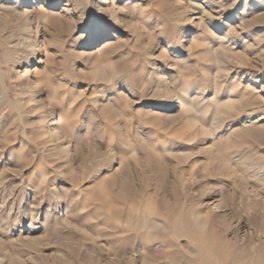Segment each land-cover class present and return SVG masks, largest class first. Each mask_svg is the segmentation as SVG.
Instances as JSON below:
<instances>
[{
  "label": "rangeland",
  "instance_id": "1",
  "mask_svg": "<svg viewBox=\"0 0 264 264\" xmlns=\"http://www.w3.org/2000/svg\"><path fill=\"white\" fill-rule=\"evenodd\" d=\"M174 1L175 0H120L118 2L119 7H123V5L129 2L126 7H123L124 10L119 14V18H121V15L122 18L125 15L122 19V21H124H121L119 23L115 22V39H111V37L104 38L105 40L107 39L114 44L106 47L100 46L98 47L99 49L97 48L96 51L91 53L86 50L83 51V49L81 48L82 45L76 46L70 41L66 42L63 39V36L60 37L56 34L55 31L50 30L47 27L48 23L45 21L40 22L37 34H34L33 27L32 33L30 32L28 34V37L30 36L29 39L31 38L29 41L30 46H32L31 50L38 49V51L40 52L39 56H44L45 64L51 67L53 71V74L51 75V85L60 86L55 96L50 91L45 95L47 97L42 96L44 99L39 103V105L38 103L35 104L26 102L28 99V95L33 94L35 97L37 93H35V91L34 93H30L32 89H23V87L21 86L23 82H26L24 79H27V82H31L32 86L35 85L39 80L36 81L37 78L30 76L28 73H25V65L21 64L19 68H16L15 66V69L10 70L7 64L4 63L5 59H0V88H2L0 89V92L2 90V92L0 93V99L2 98L0 104V118L3 120L2 121L0 119V136L5 142L4 145L0 146V170L2 171H0V179H4L7 176L6 178L13 179V182H15V184L16 182L19 183L17 184V186L14 185V187H16L15 189L13 187L14 190H9L8 188V191L1 192L0 206L1 209H3L1 211L8 213L11 208L10 206L12 205L11 212L9 213V217H12L14 215L17 204L20 202L18 201V198L24 199L26 197L28 198L27 200H21V202L23 203L22 206H24V210L28 211L33 205L32 208L34 210H40L39 212L42 213V215H39L36 218L37 221L36 223H34V226H39V223H42L44 218L43 214H45V210L47 207L61 213L57 214L58 216L66 214L67 217L64 218L68 221L69 218L74 215L77 221L76 223L79 226L78 220L80 217L86 215V213L89 211H98L97 206L90 205L92 204L90 201H88L90 198H93L95 196L96 198H100L103 195L107 196L111 194L107 197H110V199L108 198L110 201H114L115 192L119 193V190L121 192L123 190V194H125V191L126 194H130V191H132V195H138L140 194V191H145L147 193L149 192L148 194L151 200L157 202L158 199L168 191L171 176H173L175 173L178 174V172L182 170L183 173H181L182 175H184L183 177L185 178V180L190 181V183L194 181L193 184L195 187L199 185L201 187L200 190L213 192L214 194L218 195V202L207 203L203 201V204L205 205L202 204V206H205L206 208H212V210L210 211V214L212 215L211 217L223 213L221 214L222 217H219V225L224 231V236L230 239H236L239 236V238L246 239L247 237L252 236L258 241H264V128H262L264 127V121L255 122L258 117L254 118L255 116L264 114V112L262 111L264 110V91L261 89L264 71L259 70V72L254 73L251 71L253 64L251 62L252 56L250 55H253L254 51L251 47L247 46L249 44H252V42L250 41V39L245 37V34H247L246 31L241 32L239 30H236V34H231L228 35V37H225V26L227 24L228 26L234 25L233 22L227 21L226 16H221V14L216 10L211 14L207 13L208 15L205 14L204 16L200 14V10L198 11L196 7L191 8L192 12L187 10L185 2L190 1V3L192 4L200 5L203 7V4L201 3L204 0H181L182 3L180 4H170ZM223 3H226L227 5L226 1ZM177 5L183 8L180 9V7ZM59 11L60 9H54L50 11L51 13L47 14H59ZM189 14L190 16H188ZM209 17H211L212 20H210ZM197 18H200V20ZM198 23L200 24V26H198ZM218 25H220L219 28H217ZM43 33L45 34L43 35ZM87 34H89V31L86 33L78 32L71 36L72 39L71 37L70 39L79 41V39H85L84 37ZM46 38L48 39V41ZM219 45H222L230 55H228L227 58L223 59L222 63L216 64L215 62H213V58L209 59L211 58V56L208 55V51L211 48H217ZM3 52L4 49L0 47V58L3 57ZM19 54L21 53L19 52L17 56H19ZM234 58H239L238 60H241V58H243L242 61L244 62L242 64H238L236 63V61H234ZM31 67H34V65H32ZM219 69H223V71H218ZM109 74L112 77H109ZM203 74L204 76H202ZM252 74L253 76H256V83H253L252 81ZM18 75L21 76L18 77ZM193 76L195 77L193 78ZM17 77L20 79L16 80ZM109 78L111 79L109 80ZM189 80H193V82L190 83ZM186 81L192 85L191 87L193 91L192 93L190 92L188 94H191L189 98L190 100H193L194 108H197V110L199 111V122L195 124L194 129L192 128L193 132H191L190 130L189 133L191 134V137L189 138V140L185 137L183 138L184 144L186 146L179 147V145L176 143L178 133L180 131V134L183 132V136H186L187 134V132L184 130L186 129V127L183 126L185 125V117L187 114L183 110H180V112L177 111L175 114L169 113L165 116L164 111L166 107L170 105L175 99L174 92L176 90L178 91L179 89L184 88ZM194 92L200 94H197L198 98L196 97V95H193ZM254 93L260 96L254 97ZM240 95H243L244 97H246V99L249 100V106L242 107L239 103H236L232 108H224V105L230 102H235V98H238ZM29 103L31 105L28 106ZM155 103L162 105L163 108L159 109L156 106H153L152 104ZM214 103L215 105H213ZM24 104L27 105L28 108ZM33 104L35 105V107ZM216 107L218 109H222L223 114H221L222 116H220L218 119L214 120L212 114L217 111ZM41 109L44 113L41 112ZM28 110L30 112H28ZM3 111L4 113H6L5 115ZM51 111L55 113V117L49 116ZM39 112L41 114H39ZM15 114H17L19 118H16L18 116ZM11 116H13L14 118H12V123L16 121L14 125L10 124ZM4 117H8L9 119H6ZM37 118L39 122L37 121ZM42 119L45 120L44 123ZM27 121L28 123H26ZM30 121L35 122L33 123ZM37 122L39 125L36 124ZM16 123L20 127L17 126L18 128H15V126L17 125ZM204 124L206 125V128L211 131L207 133H201L199 129ZM209 124L212 126H210ZM4 125L6 128H4ZM52 125L55 126L53 127ZM257 125H259L260 127H258ZM28 130H30L31 132ZM35 130L37 134H34ZM11 131H13L14 133H11ZM26 131L31 133L32 137ZM68 131L71 133L68 134ZM259 131H261L262 133ZM39 132L42 133V135ZM48 132L51 133L49 136ZM56 133L58 134V136ZM11 135L13 136V138ZM34 138H36V140H34ZM9 140L12 141L10 142ZM56 140H60V142L58 143V141ZM63 141L64 143H61ZM9 142L10 144L8 145L7 143ZM40 144L42 145V147L40 146ZM82 144L83 147L88 146L86 147L87 149L83 148L81 146ZM220 145H225L231 149L232 158L229 159V168L226 166L228 169L227 176H223V174H221L220 170L218 169V167L223 166L222 163L216 160ZM19 146L22 147V149ZM58 146H63V151H59L57 150V148H55ZM162 147L174 150L175 156L161 152ZM47 148H49L48 151L50 150L54 153H51L49 151V153H47L46 155L45 152H48ZM109 148L111 149L108 150ZM30 149L34 150L31 151ZM53 149L56 151H53ZM11 151L13 153H11ZM27 151H31V153H27ZM79 151L81 152V154ZM19 152H22V154ZM32 152H34V154ZM42 152L44 154H42ZM63 152H65L66 156ZM95 152L97 153L95 154ZM56 154L57 157L55 156ZM77 154H83L86 157L80 156V158L79 156H77ZM89 154L92 156V158L95 159V163L93 165L88 164L91 166L84 165L83 163V160L88 158L87 155ZM156 154L157 157L155 156ZM179 154H185L186 156L183 155L181 157V155L178 156ZM240 154L245 155L246 157L248 156L254 163L261 164L263 168L258 171L260 173H257L259 174V177L257 176V178L254 179L252 177L249 178L248 176L244 182H236L237 180L235 179L237 177V173L233 167V164L237 158L236 155ZM69 155H71L73 158ZM90 155L89 157H91ZM50 157L53 159H51ZM46 158L48 159L46 160ZM210 158L215 159L211 161V164L209 163ZM14 159L15 161L18 159L17 162H19L20 164H16ZM40 159L46 161V164L43 161V163H41L39 161ZM49 159L51 161L55 160L57 163L55 161H52L53 166L50 167V164L49 166L47 165L48 163H51ZM59 160L64 162L59 163ZM78 160H80V162ZM177 160L178 164L176 163ZM97 163V168L101 163L98 169L95 168ZM42 164L44 167L41 166ZM174 164L175 166H177L174 167ZM57 165H60L59 168ZM205 168L208 170H206ZM163 170L164 172H162ZM207 172L209 174H207ZM72 173H76V176ZM94 173H96L97 176L93 175ZM26 175L28 176L27 178ZM43 175H45L44 183H41L39 180ZM73 175L75 177H73ZM137 175H141L140 179L137 177ZM69 176L72 179L74 178L75 180L73 179L72 181L71 179L69 181ZM108 178H111L113 181L107 182ZM113 178L115 179V181ZM23 179L27 181L25 182ZM50 181L55 183H52ZM32 182H34L35 184L33 183L32 185ZM102 182L105 183L102 184ZM116 183L119 184L117 185ZM120 183L122 185H120ZM28 184L30 187L28 186ZM70 184L73 187H71ZM49 185L51 187H49ZM92 185L95 189L92 187ZM108 185L110 187H108ZM119 186L121 187L119 188ZM34 187H36V189H34ZM104 187L108 188V190ZM99 188L100 191H98ZM109 188H111L110 193ZM33 189L38 193L36 191L34 192ZM53 189L55 190L53 191ZM91 189L93 190V192L90 191ZM20 190L22 194L20 193ZM17 192H19L21 195ZM54 192H58V197L54 194ZM85 192H88L89 196L88 193ZM70 194H72L74 197ZM85 194H87V197L85 196ZM241 194L243 195L241 196ZM61 199L64 200L62 201ZM57 201L62 202L61 204H59L61 207L58 205ZM82 202L83 204L87 205V207H85L86 209L84 208L85 210H82L80 208ZM28 203H30L29 207H25L24 204ZM88 204L92 207H89ZM215 204L217 207H219L217 208ZM79 208L80 210H78ZM54 210H51L50 212L52 213ZM214 210L216 212H214ZM65 211L67 213H65ZM48 214L50 215V213ZM255 215H259V218ZM91 222L95 223L96 220L93 219L91 220ZM28 223L29 221H26V225ZM242 225H244V227L246 228V230H244L246 232L238 230V228ZM78 226L77 228L80 232L79 235H88L90 233L88 235L90 237V231H85V229ZM256 226H258L260 229L262 228V230L256 228L253 233L252 227ZM99 230L107 231L105 226H100ZM32 235H45L46 237H44L42 241H46L48 239V236L43 233V230H40L37 233H32ZM90 238H93L95 240L97 239L93 237V234ZM150 241H144L145 243L142 242L141 245L139 244V241H137V245L139 244L138 246H141L143 248L141 249V247H139V252L133 253L134 255L132 254L133 256L129 257L130 259H120L116 256H113L109 247L104 244L105 242H103L102 240L99 241L98 239V243H100V247L103 250L95 249L94 252L96 250L97 252L95 254L94 252H92L90 255H92L91 257L96 261V264H141L138 259L139 257H145L144 259H148L147 261L150 262V264H165V258L160 253V251L163 249L164 244H167L169 242L164 241L163 243L155 240ZM136 243L134 244L135 246H137ZM83 249L86 251L85 247L78 249L79 255L77 259H81L83 257L82 259L85 258L86 260H88V252L86 254ZM143 249L144 251L148 249V253L147 251L144 252ZM156 250L158 253L156 252ZM101 251H105L106 253ZM83 252L85 254H83ZM145 254L148 256V258ZM135 255H137L138 257ZM160 258H162V260Z\"/></svg>",
  "mask_w": 264,
  "mask_h": 264
},
{
  "label": "bare ground",
  "instance_id": "2",
  "mask_svg": "<svg viewBox=\"0 0 264 264\" xmlns=\"http://www.w3.org/2000/svg\"><path fill=\"white\" fill-rule=\"evenodd\" d=\"M119 1L120 0H64V1H62V0H0V47L2 49H4V52L2 54L3 57L0 58V59L1 60L3 58L5 59L4 63L7 64L8 68L10 70L15 69V66H16V68H19L21 64L25 65L26 66L25 67L26 71L24 70L25 73H28L30 76L37 78L36 81L39 80L33 86L31 84V82H29V81L27 82V79H24L26 82H23V83L21 82L22 83L21 86L23 87V89H26V88L27 89H32L31 91L29 90L30 93H34V91H35V93H37L36 94L37 96L35 95L36 99H35L33 94L28 95V99H27L26 102H31V103H35V104L38 103V105H39V103L42 102L43 99H44L42 96L47 97L45 95L48 94L49 91L55 96L57 94V90L60 87V86H52L51 85L52 84L51 83V75L53 74V71H52V69H51V67L49 65L45 64L44 56H39L40 52L38 51V49L37 50L35 49L36 51L35 50H31L32 46H30V43H29L31 38L29 39L30 36L28 37V34L30 32L32 33L33 27H34V34H37L38 28H39L38 26H40V22L41 21H45V22L48 23L47 27L50 30L55 31L56 34L59 35L60 37L63 36V39L66 42L70 41L71 43H73L76 46L82 45L81 48L83 49V51L86 50V51H89V53H91V52L96 51L97 48L100 47V46L106 47V46H111V45L114 44L113 42L108 41L107 39L105 40L104 38H106V37H111V39L112 38L113 39L116 38L115 37V32L116 31L114 30V27H116L115 26V22H118V23L121 22L122 19L125 16L124 15L123 18H122V15H121V18H119V14L121 13V11L124 10L123 7H126V5H128L129 2L126 3L125 5H123V7H119L118 6V2ZM225 1L227 2V5H226V3H223ZM167 3H168V1H167ZM180 3H182L181 0H175L174 2H172L170 4L175 5V4H180ZM185 3H186L187 10L192 12L191 8L196 7V9H198V11L200 10L199 12H200V14L202 16H204L207 13L211 14L215 10L218 11L221 14V16L222 15L226 16L227 21L228 22H233L234 25L228 26V24H227L225 26L223 24L225 26V28H226V29L224 28L225 32H226L225 37H228V35H231V34H236L237 33L236 30H239L241 32L242 31H246L247 34H245L246 35L245 37L250 39V41L252 42V44H249L247 46L251 47L253 49V51H254L253 55L250 53L251 54L250 56H252V61L251 62L253 64L251 71L253 73L254 72H259V70H263L264 71V0H204L201 3V4H203V7L200 6V5L192 4V3H190V1L189 2L187 1ZM177 6H179V5H177ZM136 8H137V6H136ZM181 8H183V7H180V9ZM54 9H60L59 14H51V15L47 14V13H51L50 11L54 10ZM172 10H173V7H172ZM188 16H190V14ZM199 17H201V16H199ZM197 19L200 20V18H197ZM209 19L212 20L211 17H209ZM144 24H146V23H144ZM156 24H157V22H156ZM198 26H200V24ZM219 27H220V25L217 26V28H219ZM39 31H40V29H39ZM88 31H89V34H87L84 37L85 39H79V41L71 40L72 39L71 36H73L74 34H76L78 32H83V33L85 32L86 33ZM44 34L45 33H43V35ZM79 35H81V34H79ZM50 36H52V35H50ZM70 37H71V39H70ZM164 38H165V36H164ZM213 38H215V37H213ZM33 41H34V39H33ZM47 41H48V39H47ZM194 42H195V40H194ZM194 42H192V43H194ZM246 43H248V42H246ZM208 44H209V42H208ZM19 52L21 54H19V56H17V54ZM78 53H80V52H78ZM208 55L211 56V58H209V59L213 58L214 59L213 62H215L216 64H220V63H222L223 59L227 58L228 55H230V54L227 53V50L222 45H219L217 48L215 47V49H212V48L209 49ZM242 57H244V56H242ZM238 59L239 58L235 59L234 61H236V63H238V64H242L244 62V61H242L243 58H241V60H238ZM32 65H34V67H31ZM215 70H216V68H215ZM70 71H72V70H70ZM108 71H110V70H108ZM218 71H223V69L222 70L219 69ZM226 71H228V70H226ZM246 71H247V69H246ZM196 72H197V70H196ZM2 74H3V72H2ZM110 74L108 75L109 77L111 76ZM194 74H196V73H194ZM20 76L18 75V77H20ZM187 76H189V75H187ZM195 76H193V78ZM202 76H204V74ZM18 77L16 78V80L20 79ZM95 77H97V76H95ZM255 77L256 76H253V74L251 75V78H253V80H252L253 83L257 82ZM28 79H30V78H28ZM110 79L111 78H109V80ZM213 79H215V78H213ZM102 80H105V79H102ZM262 81H263V83L261 85V89L264 91V76H263V80ZM189 82L191 83V82H193V80H189ZM189 82L186 81L184 88L179 89L178 91L176 90L174 92L175 93V99L173 100V102L170 105H168L166 107V109L164 111L165 112V116L168 115L169 113H174L175 114L177 111L180 112V110H183L187 114L186 117H185V125H183V126L186 127V129H184V130L187 132V134H186V136H183V132L181 134H180L181 131L178 133V137H177V140H176L177 142L176 143L179 145V147L186 146L184 144V139L183 138L185 137V138H187L189 140V138L191 137V134L189 133L190 130H191V132H193L192 128L194 129L195 124L197 122H199V116H198L199 111L197 110V108H194L193 100H190V98H189L191 96V94H188V93H190V92L192 93V91H193V89L191 87L192 85ZM57 83H58V79H57ZM154 83H156V82H154ZM58 85H60V84H58ZM204 85H205V83H204ZM0 89H2V88H0ZM1 92H2V90H1ZM27 93H25V94H27ZM60 93H61V91H60ZM172 94H173V91H172ZM197 94H198L197 92H194L193 95L194 96L196 95V97H197ZM254 94H255V95H253L254 97L255 96H257V97L260 96V95H257L256 93H254ZM198 95H200V94H198ZM253 96H252V98H253ZM7 97H8V95H7ZM1 99H0V104H1ZM235 99H236L235 102H230V103L224 105V108H232L236 103H239L242 107H246V106L250 105L249 100L246 99V97H244L243 95H240L238 98L236 97ZM57 100H60V99H57ZM190 101H192V102H190ZM4 105H5V103H4ZM29 105H31V104L29 103L28 106ZM152 105L156 106L159 109L163 108V106L160 105V104H156L155 103V104H152ZM213 105H215V103ZM25 106L28 108L27 105H25ZM253 106H254V104H253ZM34 107H35V105H34ZM19 108H22V107H19ZM30 108H31V106H30ZM70 109H71V105H70ZM52 110H53V108H52ZM4 111H3V113H4ZM38 111H39V109H38ZM254 111H258V110H254ZM262 111L264 112V110H262ZM28 112H30V111L28 110ZM41 112H42V109H41ZM56 112H57V110H56ZM42 113H44V112H42ZM181 113H183V112H181ZM5 114L6 113H4V115ZM30 114H29V116H30ZM39 114H41V113L39 112ZM54 114L55 113L53 111H51L49 116H54ZM221 114H223V110L217 108V111H215L212 114L213 119L214 120L218 119L220 116H222ZM15 115H17V114H15ZM236 115H237V113H236ZM4 118H6V117H4ZM12 118H13V116H11V123L10 124L14 125V123L16 122L15 121L16 118H19V116L15 118V120H14L15 122L14 123H12L13 122L12 120L14 119V118L13 119ZM254 118H257V120H255V122L264 121V114H262L260 116H255ZM37 121H38V118H37ZM44 121L45 120H43V123H44ZM210 121H211V119H210ZM30 122H33V121H30ZM30 122H29V125H30ZM38 122L36 123L37 125H39ZM255 122H254V124H255ZM26 123H28V121ZM40 124H42V123H40ZM5 125H4V128H6ZM17 126H18V124L15 126V128L20 127V126H18V127ZM210 126H212V125H210ZM257 126L260 127L259 125H257ZM36 127H38V126H36ZM0 128H1V126H0ZM4 128H2V129H4ZM262 128H264V127H262ZM8 131H10V130H8ZM13 131H14V129H13ZM13 131H11V133ZM28 131H30V130H28ZM28 131H26V132H28ZM199 131H201V133H207V132H209L211 130H208L206 128V125L204 124V125L201 126ZM35 132H36V130L34 131V134H37V132L36 133ZM259 132H261V131H259ZM70 133L71 132L68 131V134H70ZM28 134H30V136L32 135L29 132H28ZM40 134L42 135V133H40ZM50 134L51 133H49L48 136ZM53 134H55V133H53ZM53 134H52V136H53ZM57 136H58V134H57ZM20 137H21V135H20ZM12 138H13V136H12ZM29 138H28V140H29ZM100 138H102V137H100ZM15 140H17V139H15ZM34 140H36V138H34ZM19 141H21V140H19ZM43 141H45V140H43ZM56 141H58V140H56ZM10 142L7 143V144L9 145ZM59 142H60V140L58 141V143ZM40 143H42V142H40ZM61 143H64V141L61 142ZM4 144H5V142L3 141V138L0 136V146H2ZM15 144H17V143H15ZM34 144H36V143H34ZM55 144H56V142H55ZM105 145H106V143H105ZM5 146H7V145H5ZM5 146H4V148H5ZM40 146L42 147L41 144H40ZM49 146H52V145H49ZM81 146L83 147V144ZM43 147H45V146H43ZM53 147H54V145H53ZM62 147L58 146V147H55V148H57V150H59V151H63ZM86 147H88V146H85L83 148H86ZM14 148H16V147H14ZM20 148L22 149V147H20ZM48 149L49 148H47V151H48ZM86 149H84V150H86ZM110 149L111 148H109L108 150H110ZM33 150H31V151H33ZM44 150H45V148H44ZM31 151L30 152L27 151V153H31ZM49 151L45 152L46 155H47V153H49ZM53 151H56V150L53 149ZM4 152H5V150H4ZM43 152H42V154H44ZM81 152H82V150H81ZM81 152H80V154H81ZM87 152H88V150H87ZM161 152H163L165 154H169V155L175 156L174 150L168 149L166 147H162L161 148ZM11 153H13V152L11 151ZM17 153H18V151H17ZM19 153L22 154V152H19ZM32 153L34 154V152H32ZM51 153H54V152H51ZM63 153L65 155V152H63ZM96 153L97 152H95V154ZM217 153H218V155L216 157V160L219 161L220 163H222V165L225 167L224 168L223 166H220V167H218V169L220 170L221 174H223V176H227V174H228L227 173V171H228L227 167L229 168V166H228L229 159L232 158L231 149L229 147L225 146V145H220ZM57 154L55 155L56 157H57ZM78 154H77V156H79V157L80 156L84 157L86 155L85 153H84L85 155L82 154L83 156L82 155H78ZM157 154L155 155L156 157H157ZM89 155H87L88 158L83 160L84 165H88V164H92L93 165L95 163V159L92 158L91 155H90L91 157H89ZM180 155L182 157L185 154H179L178 156H180ZM69 156H71V155H69ZM159 156H160V153H159ZM236 156H237V158H236V160H235V162L233 164V167H234V169L236 170V173H237V177L235 179V180H237L236 182H238V181L239 182H244L248 176H249V178L252 177V178L256 179L257 176L259 175L257 173H260L258 171L261 168H263L261 166V164L260 163H254L248 156L246 157L245 155H241L240 154V155H236ZM24 157H25V155H24ZM40 157H41V155H40ZM26 158H30V157H26ZM47 159L48 158H46V160ZM51 159H53V158H51ZM66 159H64V160H66ZM213 159L214 158H210L209 159V161H210L209 163L210 164H211V161ZM11 160H12V158H11ZM17 160L15 161V159H14L16 164L19 163V162H17ZM183 160H184V158H183ZM39 161L41 163H43V162L45 163L46 162V161H43L41 159ZM49 161H51V160L49 159ZM52 161H55V160H52ZM52 161H51V163H48L47 165L49 166V164H50V167H52L53 166L52 165ZM74 161H75V159H74ZM78 161L80 162V160H78ZM60 162H64V161L59 160V163ZM71 162H72V159H71ZM176 163L178 164V160H177ZM29 164H31V163H29ZM64 164H66V163H64ZM100 165H101V163H100ZM100 165H99V167H100ZM41 166L44 167L43 164ZM59 166H58V168H59ZM64 166H66V165H64ZM88 166H91V165H88ZM97 166H98V163L96 164L95 168H97ZM176 166L174 164V167H176ZM162 167H164V166H162ZM172 169H173V167H172ZM174 169H176V168H174ZM20 170H24V169H20ZM53 170H54V168H53ZM70 170H72V169H70ZM164 170L162 172H164ZM177 170H179V169H177ZM206 170H208V169H206ZM30 171H32V170H30ZM56 171H57V169H56ZM73 171H75V170H73ZM93 171H94V169H93ZM181 172L183 173V171L181 170V171L178 172V174L175 173L173 176H171V181H170V178H169V181H170L169 189H168V191L165 189L167 192H165L158 199L157 202H154L153 200H151V198H150V196L148 194L149 192L147 193L145 191H140V194H138V195H132L131 194L132 191H130V194H126V191H125V194H123L122 193L123 190H122V192L119 190V193L115 192V196H114L115 200L114 201H110L109 200L110 197H107V196H110L111 194H109L107 196L102 194L103 196H101L100 198H96V196L94 194L95 197L90 198L88 201H90L92 203L90 205L97 206L98 207V209H97L98 211H96V212H91V211L87 212L86 215H83L82 217L79 218L78 223H79L80 228L82 227L83 229H85V231H88V232L90 231L91 235L93 234V237L97 238L96 240L93 239V238H90L91 235H90V237L88 236L90 233L88 235L87 234L79 235L80 232H79V230L77 228L78 225L76 223L77 221H76L74 215L71 216L69 218V221H68L67 219H65L67 217L66 214H62L61 216H58L57 214H61V213L55 211L54 209H50L49 207L46 208L45 214H43L44 218H43L42 223H39L40 224L39 226H34V223H36V221H37L36 218L39 215H42V213L39 212L40 210L39 211L34 210L32 208L33 205L31 206V208L28 211L24 210V206H22L23 203L21 202V200H27L28 198H26V197L24 199H22V198H18L19 200L17 199L20 202L19 203L17 202L18 204H17V206L15 208V212H14V215L12 217L11 216L9 217V215H10L9 213L11 212L12 205L10 206V204H9V206L11 208H10L8 213H5V212L1 211L3 209H1V206H0V264H96V261L94 259H92V257H91L92 255H90V254L92 252H94L95 249H100V250L102 249L100 247V243H98V239H99V241L102 240L103 242H105L104 244H106V246L109 247V249H110L111 253L113 254V256H116V257H118L120 259L129 258V257L134 255L133 253H138L139 252L138 249H139V247H141V246H138V245L139 244L141 245L142 242H144V241L145 242H147V241L149 242L150 240H155V241H160V242H163V243H164V241H168L169 242L167 244H164L163 249L160 251V253L165 258V260L163 259L166 262L165 264H264V241H258L254 237H252V236L250 237L249 235H248L249 237L246 236L247 237L246 239L239 238L240 236L237 237L236 239L235 238L234 239H232V238L230 239V238L224 236V234H223L224 231L221 229V226L219 225V217L223 213L220 212L221 213L220 215H215V216L211 217L212 215L210 214V211L212 210V208H206L205 206H204L205 207L204 208L202 206L203 201H205L207 203H209V202H212V203L213 202L214 203L218 202V200H217V199H219V198H217L218 195L214 194L213 192L200 190L201 187L199 185H197L195 187L194 184H193L194 181L192 183H190V181L185 180V178L183 177L184 175H182ZM38 173H40V172H38ZM51 173H53V172H51ZM77 173H79V172H77ZM96 173H94L93 175H96ZM72 174H74V173H72ZM207 174H209V173L207 172ZM16 175H13V176H16ZM74 175H73V177L76 176V175L75 176ZM140 176L141 175H137V177L139 179H140ZM6 177L4 179H0V194L3 191H8L7 190L8 188H9V190H11V189L14 190L16 188V187H14V185L17 186V184H19L17 182L15 184V182H13V179L6 178ZM27 177L28 176L26 175V178ZM44 177H45V175H43L41 177V179L39 180L41 183L42 182L44 183ZM88 177H89V175H88ZM88 177H87V179H88ZM107 177H109V176H107ZM25 179H23V180L25 181ZM71 179L72 178L69 176V181ZM73 179H72V181H73ZM90 179H92V178H90ZM16 180H18V179H16ZM104 181H106V180H104ZM112 181L113 180L111 178L107 179V182H112ZM114 181H115V179H114ZM50 182H52V181H50ZM119 182H121V181H119ZM33 183L34 182H32V185H33ZM52 183H55V182H52ZM52 183H51V185H52ZM104 183L102 182V184H104ZM81 184H82V182H81ZM92 184H94V183H92ZM96 185H95V187H96ZM112 185H114V184H112ZM120 185H122V184L120 183ZM243 185H245V184H243ZM28 186H29V184H28ZM123 186H125V185H123ZM13 187H14V189H13ZM49 187H51V186L49 185ZM71 187H73V186L71 185ZM77 187H79V186H77ZM92 187H93V185H92ZM108 187H110V186L108 185ZM120 187L121 186H119V188ZM34 189H36V187H34ZM59 189H57V190H59ZM75 189H76V186H75ZM105 189L108 190V188H105ZM110 189L111 188H109V193H110ZM128 189H130V188H128ZM24 190H25V188H24ZM54 190L55 189H53V191ZM22 191H23V189H22ZM35 191L36 190H34V192ZM90 191L93 192L92 189ZM90 191H88V192H90ZM98 191H100V188H99ZM51 192H52V189H51ZM88 192H85V193H88ZM104 192H106V191H104ZM17 193H19V192H17ZM20 193H21V190H20ZM23 193H25V192H23ZM57 193L54 192L55 195H57ZM72 194H70V195H72ZM86 195L87 194H85V196ZM242 195L243 194H241V196ZM88 196H89V193H88ZM38 197H39V195H38ZM57 197H58V195H57ZM97 197H99V196H97ZM61 200L63 201L64 199H61ZM83 202H85V201H83ZM83 202H82V205H80V208L82 210H85L86 209L85 207H87V205L83 204ZM61 203L62 202L59 201L58 205L61 204ZM24 205H25V207L26 206L29 207L30 203L24 204ZM68 205H70V204H68ZM203 205H205V204H203ZM88 206H89V204H88ZM210 206H211V204H210ZM215 206H216V204H215ZM89 207H92V206H89ZM80 208L78 210H80ZM220 209H219V211H220ZM51 210H54V211L51 213L50 212ZM6 211H7V209H6ZM93 211H94V209H93ZM214 212H216V211L214 210ZM48 213H50V215ZM65 213H67V212L65 211ZM71 213H72V211H71ZM255 216H258V218H259V215H255ZM60 217H63V218H60ZM93 219L96 220L95 223L91 222V220H93ZM26 221H29V223L27 225H26ZM244 225H245V223H244ZM244 225L239 227L238 230L246 232V231H244V230H246ZM100 226H105L107 231H100L99 230ZM247 226H249V225H247ZM256 228H259V227L258 226L252 227L253 233H254V230ZM40 230H43V233L48 236V239L46 241H42L43 238L46 237L45 235H42V236H40V235H38V236L32 235V233H37ZM260 230H262V228ZM83 233H85V232H83ZM25 234H27V235H25ZM247 234H248V232H247ZM236 236H238V235H236ZM241 237H243V236H241ZM40 239H41V241H40ZM137 241H139L138 245H137V243H138ZM135 243H136L137 246L134 245ZM82 247H85L86 251L84 249H83V251H85L86 254L88 252V256H89L88 260H86L85 258L82 259L83 257L81 259H77L78 255H79L78 249L82 248ZM142 248L143 247H141V249ZM153 248H155V247H153ZM104 250H106V249H104ZM147 250H145V251H147ZM143 251H144V249H143ZM151 251H152V249H151ZM96 252H97V250L94 252V254ZM101 252H105V251H101ZM156 252H157V250H156ZM111 253H110V255H111ZM147 253H148V251H147ZM83 254H85V253L83 252ZM157 255H159V254H157ZM93 256H95V255H93ZM135 256H137V255H135ZM146 257L148 258L147 255H146ZM144 258L143 257H139L138 258L139 261L141 262V264H150V262L147 261L148 259L145 260ZM162 258H160V259L162 260ZM113 259H115V258H113Z\"/></svg>",
  "mask_w": 264,
  "mask_h": 264
}]
</instances>
